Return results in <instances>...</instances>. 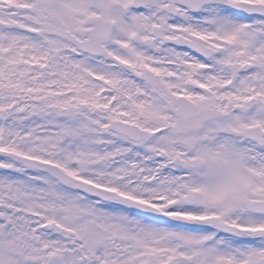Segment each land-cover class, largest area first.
Segmentation results:
<instances>
[{
  "label": "snow or ice",
  "instance_id": "1",
  "mask_svg": "<svg viewBox=\"0 0 264 264\" xmlns=\"http://www.w3.org/2000/svg\"><path fill=\"white\" fill-rule=\"evenodd\" d=\"M0 264H264V0H0Z\"/></svg>",
  "mask_w": 264,
  "mask_h": 264
}]
</instances>
